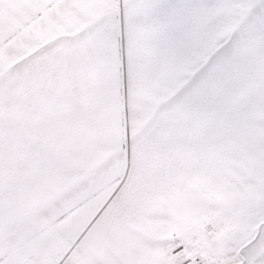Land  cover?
Wrapping results in <instances>:
<instances>
[{"label": "snow or ice", "instance_id": "obj_1", "mask_svg": "<svg viewBox=\"0 0 264 264\" xmlns=\"http://www.w3.org/2000/svg\"><path fill=\"white\" fill-rule=\"evenodd\" d=\"M0 264H264V0H0Z\"/></svg>", "mask_w": 264, "mask_h": 264}]
</instances>
